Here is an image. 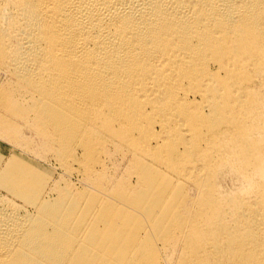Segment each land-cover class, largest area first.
<instances>
[{"label":"bare ground","instance_id":"obj_1","mask_svg":"<svg viewBox=\"0 0 264 264\" xmlns=\"http://www.w3.org/2000/svg\"><path fill=\"white\" fill-rule=\"evenodd\" d=\"M9 116L65 167L130 165L120 205L0 192V264H117L142 213L177 264H264V0H0Z\"/></svg>","mask_w":264,"mask_h":264},{"label":"rangeland","instance_id":"obj_2","mask_svg":"<svg viewBox=\"0 0 264 264\" xmlns=\"http://www.w3.org/2000/svg\"><path fill=\"white\" fill-rule=\"evenodd\" d=\"M9 117L14 121L12 124H6V126L0 124V192L3 195L19 203H23L21 202L23 199L18 197L26 198L29 193H34L35 195L39 193L40 199H42L50 193L52 195H59L62 192L60 190L65 187L70 190L71 196L79 198L83 203L95 197V199L98 198L96 201L98 207L106 204L105 200H109L107 203L120 205L121 200L112 191L117 184L116 180L120 176L121 178L127 177L128 172L126 170L129 167L128 165H130L128 164L129 153L124 158L118 155L115 161L113 160L114 165L112 161L109 162L112 169L109 174L115 173L116 176L115 174L112 175L114 177L106 174L102 179L94 178L88 174L81 173L84 171L77 165L67 166L66 164L65 167V163L56 160L55 156L52 155L54 154L52 146L44 140L43 135L37 129L30 127L27 122L29 119L15 118L16 116ZM58 162L61 164H58ZM122 171L124 172V176H122ZM25 184L29 186V189L23 190L22 187L26 186ZM186 186L188 197H195L197 194L196 187L191 182H187ZM109 197L113 200L109 199ZM189 198L184 197L183 200ZM138 216L143 221L146 220V225L144 228L142 227L143 231L139 229L143 233H140L138 230L137 236L135 235L136 240H138H135L134 247L131 249L134 250L135 248L136 252L130 249V253L126 252L124 254L125 256L128 255L126 260L125 256H122L120 262L117 264H123V262L124 264H177L182 249V237L167 236L163 238L160 236V239L149 216L145 213Z\"/></svg>","mask_w":264,"mask_h":264}]
</instances>
